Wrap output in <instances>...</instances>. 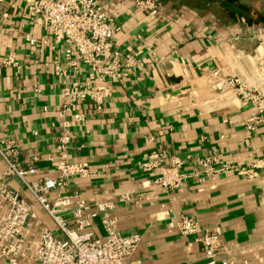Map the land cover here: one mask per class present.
<instances>
[{"label": "crops", "instance_id": "0c3cea01", "mask_svg": "<svg viewBox=\"0 0 264 264\" xmlns=\"http://www.w3.org/2000/svg\"><path fill=\"white\" fill-rule=\"evenodd\" d=\"M31 1L0 0V148H15L25 165L38 157L32 179L57 177L53 161L64 152L69 162L86 163L94 174L69 178L63 192L114 203L116 229L142 235L133 255L139 264H207L196 235L178 229L185 216L220 231L224 255L236 264H264V170L250 178L234 170L209 174L200 164L214 158L216 168L249 167L264 158V121L250 132L253 106L217 88L230 76L264 88V15L246 23L200 0H161L157 13L135 0H99L121 25L115 44L138 63L101 109L85 103L77 118L60 115V92L87 68L67 65L62 42L30 15ZM57 59L67 74L56 73ZM155 150L166 163L181 159L187 177L177 189L156 184L158 172L142 167ZM5 169L0 155V175ZM7 183L37 213L35 241L45 228L56 230L18 178ZM91 229L105 234L101 216Z\"/></svg>", "mask_w": 264, "mask_h": 264}, {"label": "built area", "instance_id": "2783aa9c", "mask_svg": "<svg viewBox=\"0 0 264 264\" xmlns=\"http://www.w3.org/2000/svg\"><path fill=\"white\" fill-rule=\"evenodd\" d=\"M135 3L152 13L159 12L163 5L161 0H135ZM28 9L34 19L41 21L48 35L62 42L63 60L67 65L76 68L83 64L87 68L84 79L66 82L61 88L60 115L76 112L75 117L82 118L78 111L85 103L101 109L124 71L138 63L134 55L124 52L114 42V35L121 25L102 9L99 0H32ZM56 63V73L67 74L58 59ZM217 88L221 91L230 89L244 103L253 106L254 112L247 124L250 132L264 121V88L252 87L236 76L219 79ZM64 125L67 128L70 121L65 120ZM68 141L67 135L61 137V147L66 149ZM8 148H0V155L6 162V169L0 175L2 264H139L133 255L142 235L137 232L124 234L116 229L110 213L114 203L91 201L76 192H63L69 178L94 174L86 163L69 162L68 154L64 152L53 161L57 177L44 174L32 179L29 175L34 173V162L38 157H33L25 165L19 160L15 148ZM165 157L163 151L155 150L141 165L145 170L158 172L156 184L177 189L187 177L181 172L182 161L177 156H171L166 163L163 161ZM215 162L214 158L202 159V171L217 174L234 170L253 178L258 176L259 168L264 170V158L249 167L221 163L220 168H216ZM10 177H16L24 184L35 203L55 224L56 230L45 228L35 241L34 229L39 225L37 213L32 203L8 185ZM99 216L105 229L103 235L91 229L93 221ZM177 226L184 236L196 235L207 264H236L224 255L220 231L204 230L199 221L191 216L182 217Z\"/></svg>", "mask_w": 264, "mask_h": 264}, {"label": "trees", "instance_id": "16d2710c", "mask_svg": "<svg viewBox=\"0 0 264 264\" xmlns=\"http://www.w3.org/2000/svg\"><path fill=\"white\" fill-rule=\"evenodd\" d=\"M202 4L213 6L230 14L231 18H241L246 23H250L258 18L257 14L253 12L247 4L241 0H200Z\"/></svg>", "mask_w": 264, "mask_h": 264}, {"label": "rangeland", "instance_id": "374dc122", "mask_svg": "<svg viewBox=\"0 0 264 264\" xmlns=\"http://www.w3.org/2000/svg\"><path fill=\"white\" fill-rule=\"evenodd\" d=\"M243 3L250 6L251 10L257 14V16L264 15V0H241Z\"/></svg>", "mask_w": 264, "mask_h": 264}]
</instances>
